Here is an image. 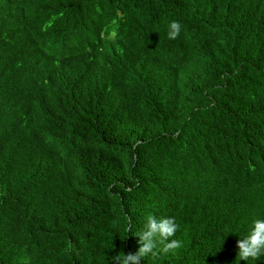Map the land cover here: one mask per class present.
Here are the masks:
<instances>
[{
	"label": "trees",
	"instance_id": "obj_1",
	"mask_svg": "<svg viewBox=\"0 0 264 264\" xmlns=\"http://www.w3.org/2000/svg\"><path fill=\"white\" fill-rule=\"evenodd\" d=\"M150 214L182 247L140 264H264V0H0V264H117Z\"/></svg>",
	"mask_w": 264,
	"mask_h": 264
},
{
	"label": "clouds",
	"instance_id": "obj_2",
	"mask_svg": "<svg viewBox=\"0 0 264 264\" xmlns=\"http://www.w3.org/2000/svg\"><path fill=\"white\" fill-rule=\"evenodd\" d=\"M168 27V38L177 39L182 28L180 22L172 21ZM178 227L174 217H161L158 219L154 215H148L143 230L136 235L139 237L140 247L138 250L134 254H124L123 257L117 255L115 261L117 264H140L142 258L149 254L156 257L160 253L173 252L182 247V241L170 239L175 236ZM237 246L240 260L259 259L261 255H264V220H255L250 234L239 240Z\"/></svg>",
	"mask_w": 264,
	"mask_h": 264
}]
</instances>
